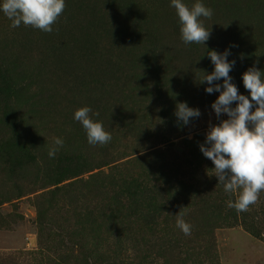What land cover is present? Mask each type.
<instances>
[{"label": "rangeland", "instance_id": "1", "mask_svg": "<svg viewBox=\"0 0 264 264\" xmlns=\"http://www.w3.org/2000/svg\"><path fill=\"white\" fill-rule=\"evenodd\" d=\"M183 2L191 8L197 0ZM200 2L213 9L211 19L201 18L210 30L205 45L183 43L170 0H65L51 33L23 24L12 28V20L0 10V52L20 63V69L0 74V82L13 78L17 83L10 105L50 109L28 112L26 133L38 135L44 146L26 177L17 180L0 165L1 196L13 195L14 184L25 189L0 204V264H88L90 257L101 263L107 259L118 264H174L161 257L154 242L157 235L177 232V219L167 212L157 219L153 234L140 221L122 215L92 231L85 211L73 214L60 202L50 206L45 194L53 186L41 187L33 175L48 161L54 140L62 138L65 149L78 146L81 157L92 160V169L80 177L100 171L164 188L180 173L185 177V165L172 173L182 161L181 141L206 137L210 124L228 119L226 114L217 119L211 107L220 93L208 94L207 83L199 84L205 72L214 70L207 54L229 50L227 59L235 61L231 82L249 99L243 80L236 81L237 66L242 74L254 65L264 72V0ZM149 49L156 58L146 61ZM141 64L148 65L147 75L157 76L152 85L146 78L140 80L145 74ZM221 80L213 83L222 85ZM191 94L189 104L200 110V117L168 131L171 121L162 117L165 110L187 102ZM85 106L99 113L92 119L111 133L108 144L90 145L81 123L73 119ZM130 159L134 161L124 163ZM41 194L43 205L37 209L35 199ZM85 197L79 205L95 212L106 202ZM189 241L186 249L200 264H264V234L253 235L240 224L215 220Z\"/></svg>", "mask_w": 264, "mask_h": 264}, {"label": "trees", "instance_id": "2", "mask_svg": "<svg viewBox=\"0 0 264 264\" xmlns=\"http://www.w3.org/2000/svg\"><path fill=\"white\" fill-rule=\"evenodd\" d=\"M152 58H156V54L152 49H149L145 60L149 61ZM141 65H143V72L149 71L148 65ZM149 67L151 66L149 65ZM8 68L20 69V63H12L10 58L0 52V74ZM237 68L236 81H240L242 70L240 66ZM144 78L152 85L157 76L155 74L154 77L149 76L145 72L140 75V80ZM1 80L4 79L0 75ZM16 85L13 78H9L6 83L0 82V103L3 105L0 107V165L6 167L8 172L18 180L25 178V173L29 171V168L37 164V154L44 146V142H40L38 135L26 133L28 130L25 125L29 123L30 119L28 112L30 110L47 112L50 109L10 105L12 97L17 93ZM193 98V94L188 98L185 97L184 101H187L189 107L191 106L189 102ZM191 108L193 107L191 106ZM165 111L166 114L164 112L162 117L171 121L167 130L170 131V127L173 130H178V125L182 126L183 124L178 122L174 114L176 108H169ZM41 116L40 114L39 117ZM191 120L192 118H190ZM204 141V136H195L190 140L181 141L183 148L179 153H181L182 161L178 166L176 165L172 173L179 171L183 165L187 167V173L185 177H181L180 173V177L169 181L165 188L155 183H143L134 177L127 179L114 175L107 177L100 171L91 173L85 178L80 177L84 172L91 170L93 165H91V159L87 160L81 157L79 148L75 144V147H72L73 151L63 147L55 158H50L48 155V161L43 163L42 168L37 166L33 178L40 181L41 187L53 186L45 194L48 195L47 201L50 206L53 207L56 202H60L63 206H70L74 210L73 214L85 211L84 218L87 217L92 231L105 227L108 221H115L116 217L122 215L140 221L142 227L144 226L150 231V234H153L156 230L157 219L161 214L167 212L175 219L178 215H182L185 222L192 226L191 235H184L181 229L176 226L177 232L157 235L154 237V242L163 259H168L174 264H200V259L196 255H192L186 247L191 242L189 241L191 236L199 235L215 220H222L228 225L240 224L253 235L264 234V192L260 193L258 202L251 205L247 212L238 214L235 209L228 208V200L235 201L237 194L230 196L225 193L218 178L212 175L214 164L200 150V145ZM168 144L172 145V143ZM40 156L43 159L46 153L42 152ZM134 159L136 160L138 157ZM134 159L126 160L124 163L129 164ZM104 164H108V162ZM14 186L16 189L13 195L8 193L0 195V204L10 200L12 196L18 197L25 192V189L19 184H14ZM86 194L104 199L106 202L101 204L96 212L87 206L83 208L79 202L86 198ZM44 197L42 194L36 197L37 209H41ZM188 197L192 198L188 199ZM97 260V257H90L88 264H118L107 259L102 263Z\"/></svg>", "mask_w": 264, "mask_h": 264}, {"label": "clouds", "instance_id": "3", "mask_svg": "<svg viewBox=\"0 0 264 264\" xmlns=\"http://www.w3.org/2000/svg\"><path fill=\"white\" fill-rule=\"evenodd\" d=\"M170 6L176 10L183 43L205 45L210 38V30L204 27L201 18L211 19L213 9L200 0L191 8L183 0H170ZM65 7V0H2L0 3V10L12 20V28L23 24L46 33L53 31L52 26ZM207 55L214 70L205 72L199 84L207 83L205 91L208 94L220 93L211 107L217 119L222 114H226L228 119L221 120L218 125L210 124L200 150L213 162L212 175L218 178L225 193L230 196L237 194L235 201L228 200L227 207L239 214L247 212L251 205L258 202L260 193L264 192V72L254 65L242 74L244 87L250 93L249 99L240 94L231 82L229 73L235 61L227 59L229 50L226 49L224 53L211 50ZM221 79L222 85L213 83ZM233 102H237L235 107H232ZM174 114L178 122L188 125L190 118L200 117L201 112L198 108L189 107L187 102H180ZM92 115L98 116L99 113L85 106L75 111L73 119L81 123L90 145L108 144L112 140L111 133L104 129L101 122L94 121ZM63 146V139L56 138L54 146L49 149V157L55 158ZM176 224L184 235H191L192 226L185 222L182 215L177 216Z\"/></svg>", "mask_w": 264, "mask_h": 264}]
</instances>
